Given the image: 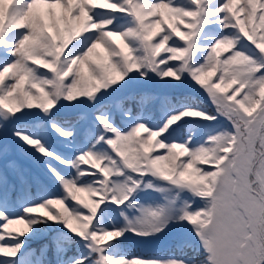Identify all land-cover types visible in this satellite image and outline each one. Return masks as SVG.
<instances>
[{
    "label": "snow or ice",
    "instance_id": "1",
    "mask_svg": "<svg viewBox=\"0 0 264 264\" xmlns=\"http://www.w3.org/2000/svg\"><path fill=\"white\" fill-rule=\"evenodd\" d=\"M0 264H264V0H0Z\"/></svg>",
    "mask_w": 264,
    "mask_h": 264
},
{
    "label": "trees",
    "instance_id": "2",
    "mask_svg": "<svg viewBox=\"0 0 264 264\" xmlns=\"http://www.w3.org/2000/svg\"><path fill=\"white\" fill-rule=\"evenodd\" d=\"M193 98L200 103L201 105L205 106V107H211L209 101L205 98H203L202 96H199L198 94L194 95ZM153 107V106H152ZM156 112L154 113L156 118L159 119V117L161 116L162 112H161V107L159 105L154 106V109H156ZM70 118V117H67ZM53 141V142H52ZM51 142L53 143V146L57 148V150L59 151H66L69 150L67 149V147L63 144H61L60 142L56 141L55 138L53 140H51ZM33 169L37 172H39L41 175L44 174L45 175V170L39 167H33ZM50 188H54L53 186V182L49 183ZM37 245L34 243L32 245V247H36ZM127 250L132 251V252H140V251H149V252H155L157 251V254L159 255H168L169 254V250L166 247H162L160 249H151V250H146L144 249L142 246H135L132 244H128L126 245Z\"/></svg>",
    "mask_w": 264,
    "mask_h": 264
},
{
    "label": "rangeland",
    "instance_id": "3",
    "mask_svg": "<svg viewBox=\"0 0 264 264\" xmlns=\"http://www.w3.org/2000/svg\"><path fill=\"white\" fill-rule=\"evenodd\" d=\"M203 97V96H202ZM203 98H205V97H203ZM206 99V98H205ZM151 112H153V113H155L156 112V110H157V108L156 109H154V106L153 107H150V109H149ZM161 112H162V110H161ZM54 139V137L51 139V140H53ZM53 142V141H52ZM40 179L42 180V182L44 183V185L45 186H47L46 185V181H44L41 177H40ZM48 187V186H47ZM47 190L49 191V192H57L58 191V188H57V186H56V188L55 189H48L47 188ZM23 227V225H14L13 226V228H15V229H20V228H22ZM144 249H146V250H151V249H160V248H162V247H165V246H160V247H156V248H147V247H144V246H142Z\"/></svg>",
    "mask_w": 264,
    "mask_h": 264
}]
</instances>
